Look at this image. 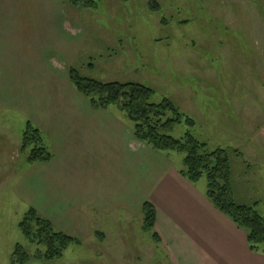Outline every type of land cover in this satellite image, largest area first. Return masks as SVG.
<instances>
[{
	"label": "rangeland",
	"instance_id": "rangeland-1",
	"mask_svg": "<svg viewBox=\"0 0 264 264\" xmlns=\"http://www.w3.org/2000/svg\"><path fill=\"white\" fill-rule=\"evenodd\" d=\"M44 3L0 0V132L21 135L28 120L35 125L44 120L48 128L63 116L86 120L77 137L72 136L56 153L54 164L64 170L62 182L55 180V172L28 164L23 154L7 161L0 153V213L5 211L0 217V264L11 263L17 243L28 253L44 249L30 243L17 225L29 207L43 217L49 215L57 229L60 226L67 234L76 231L80 239L70 243L61 258L44 264H119L112 253L96 246V234L87 233L85 222L90 221L96 230V217L127 208L136 227L142 213L141 203L133 196L141 182H154L163 170L155 158L146 160L126 144L133 137V123L116 105L101 110L90 106L71 84L70 67L100 82L142 83L154 91L151 101L167 98L197 122L191 129L185 123L176 124L170 132L174 138L190 129L210 150L240 148L245 158L258 160L260 166L253 174L229 151L234 202L252 206L264 218V129L249 144L256 155H247L249 140L240 138L235 126L221 116L207 124L203 119L207 103L218 107L223 86L229 89L230 100L241 88L249 93L255 88L256 94L257 84L264 85L263 67L259 74L252 67L242 74L247 66L241 64L240 56L251 55L250 59L264 54V43L254 41L264 38V0H97L96 7L89 9L66 0H46L47 7ZM249 62L253 65L252 59ZM258 95L264 98L263 90ZM90 116L96 118L89 123ZM74 142L77 146L69 148ZM150 149L165 157V167H183V153ZM258 167L263 169L259 172ZM11 174L10 182L2 186ZM198 185L206 188L205 177ZM11 192H17L19 202ZM61 197L94 203L62 204ZM81 220L83 227L77 225ZM136 239L143 248L151 241V233L142 230ZM161 251L158 246L154 257L149 245L136 264H169Z\"/></svg>",
	"mask_w": 264,
	"mask_h": 264
},
{
	"label": "crops",
	"instance_id": "crops-1",
	"mask_svg": "<svg viewBox=\"0 0 264 264\" xmlns=\"http://www.w3.org/2000/svg\"><path fill=\"white\" fill-rule=\"evenodd\" d=\"M42 6L47 7L46 0ZM261 22L263 23V21L260 20L259 24L262 25ZM254 41L259 44L262 42L264 43V38L263 40L261 38L254 39ZM240 56L244 61L248 58L246 59L248 62L245 63L242 61L241 63L247 66L246 69L242 70V74L249 67H252L253 70L255 69L256 74H259L257 72L261 66L263 67L264 74V64L263 61L260 62L261 59L264 60V54L261 55V53H258L250 58L253 60V65L249 62V57L251 55L245 54L244 57H242V54H240ZM205 87L207 89V86ZM228 90L227 87H222L221 99H219L217 103L218 107H216V105L210 106V104L207 103L203 115L205 124H207L206 122L210 123L213 120H217L219 116H221L223 121L226 120L230 126H235L234 130L240 138L249 140L248 145H246L249 150L247 155H251V153L255 154L253 148L249 149V147H252L249 144L252 143V140L257 141V139L260 138L262 128L264 129V120L261 121L260 119L262 115L264 116V112H262L264 111V98H260V95H258V92L262 90L264 92V85H262L261 82L257 84L256 94L255 88L252 89V93L241 88L236 96L230 100L227 99V96L229 97L230 95V91L228 92ZM244 97H246V99ZM253 108H257L258 110H250ZM225 109L234 110L228 112ZM234 116L237 119L235 121L230 119ZM95 118L96 117L92 116L88 117L89 123L91 119L94 120ZM82 120L86 119L77 118L76 116H63L53 121V128H48L44 120L39 123L35 122L37 127H41L40 129L44 133L46 142L48 141L54 154V159L51 162H37L36 164H38L40 170L46 169L55 172L56 181L62 182L64 177V170L57 164H54L56 153L57 155L59 154V149H61L63 144H66V141H69L72 136L77 137V132L82 130V125H85L83 124L85 121ZM194 126H197L196 121ZM126 132L132 134L128 129H126ZM5 133L4 131L0 132V153L5 157L7 156V161H11L10 158L14 160L16 157L22 155L20 152L21 135L15 133L13 137H9L12 135L8 136ZM133 137H130L126 142V144H129L130 149L140 151L146 160L155 158L158 161V165L163 168L161 174L156 176L157 178L154 182H141L139 184L140 191H137L133 196L138 198L136 202L139 205L147 201L154 206L156 211L154 231L157 233L159 240L156 242L152 238L151 241L143 245L144 247L142 248V241L136 239V237L142 233V219L136 223V227H134L132 213L125 208L121 212L107 213L96 217V230H94L95 228L91 225L90 221L85 222L88 226L87 233L89 235L96 234V246L100 244L103 251L107 250L112 253V255H110L111 258L119 264H128L132 262L136 264L144 253L147 254L149 245L153 248L154 257L156 255L155 249L158 246L160 247V251L163 249L161 252L165 255V260L168 261L169 264H264V253L250 251L244 230L239 228L212 205L205 196L206 188L200 187L198 181L192 183L182 177L178 172V168L172 166L165 167V157L156 154L147 144ZM76 146L74 142L69 148H75ZM227 149L235 152L236 155L241 158L246 171H250L254 174V168H256L257 165L260 166L258 160L254 162V160L245 158L246 154L244 151H241L240 148ZM256 152H258L257 149ZM259 156L260 155H257V158ZM11 164L13 163L11 162ZM164 168L169 169L164 171ZM262 169V167H258L259 172ZM14 172H16L15 169L11 173L13 174ZM12 174L5 176L6 178L2 181V186H5L4 183L8 181L10 182ZM16 177L17 175L14 176L12 180L16 179ZM230 180L232 184V171ZM17 182L19 184L21 181L18 179ZM66 183L70 186L68 182ZM255 183L257 184V182ZM61 187L62 183H60L59 188ZM11 197L17 202H19L21 198L18 197L17 192H11ZM232 197H236L234 191H232ZM74 199L75 198L61 197L60 202L62 204L82 202L88 203V205L94 203L91 200L86 202V199H80L79 201ZM3 207L9 208L4 205ZM11 207L12 205L10 208ZM1 212L0 217L3 219L5 215L3 212L5 211ZM45 217L48 218L53 225H56L49 215ZM83 222L84 220L78 221L77 225L83 227ZM18 223L19 221L17 225ZM93 223H95V221ZM58 229L66 233L63 230L64 228L59 226ZM69 234L78 241L80 240L77 238L78 235L76 231ZM139 247H141L142 250H139ZM34 251L35 250L29 253L31 256L25 264H44V261L47 260L33 256L32 253Z\"/></svg>",
	"mask_w": 264,
	"mask_h": 264
},
{
	"label": "trees",
	"instance_id": "trees-1",
	"mask_svg": "<svg viewBox=\"0 0 264 264\" xmlns=\"http://www.w3.org/2000/svg\"><path fill=\"white\" fill-rule=\"evenodd\" d=\"M78 8H95L97 0H66ZM91 65V64H89ZM68 76L74 88L84 95L93 109H107L114 104L124 116L133 123L134 137L156 151L176 150L184 154L183 167L179 174L195 183L202 177L206 179L205 196L212 205L244 230L250 251L264 253V218L249 205L234 202L230 183L229 150L225 148L208 149L207 143L199 140L192 132L195 120L176 107L167 98L159 102L151 101L154 91L137 82H100L80 75L70 67ZM185 123L187 129L181 138H174L170 132L176 124ZM20 152L28 164L47 163L53 153L46 142L42 130L31 121H26L20 137ZM142 230L151 233L157 242L154 231L156 211L145 201L141 205ZM18 227L22 235L37 248L33 256L53 260L61 258L63 251L74 237L57 229L35 208L29 207L22 215ZM30 254L17 243L12 252L10 264H25Z\"/></svg>",
	"mask_w": 264,
	"mask_h": 264
}]
</instances>
